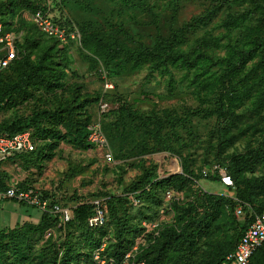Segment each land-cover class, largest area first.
Here are the masks:
<instances>
[{"label": "rangeland", "instance_id": "1", "mask_svg": "<svg viewBox=\"0 0 264 264\" xmlns=\"http://www.w3.org/2000/svg\"><path fill=\"white\" fill-rule=\"evenodd\" d=\"M39 1L0 0L19 36L0 76V132L25 129L34 148L3 180L60 203L102 198L112 264H224L264 210V0ZM39 10L62 37L36 23ZM93 123L115 161L88 145ZM143 175L164 182L135 203ZM0 227V264L90 262L80 223L5 201Z\"/></svg>", "mask_w": 264, "mask_h": 264}, {"label": "built area", "instance_id": "2", "mask_svg": "<svg viewBox=\"0 0 264 264\" xmlns=\"http://www.w3.org/2000/svg\"><path fill=\"white\" fill-rule=\"evenodd\" d=\"M35 16L36 23L45 32L53 35H62V32L56 29L53 21L49 16L43 13V11L39 10ZM18 38L19 36L17 33L14 30L6 29L4 23L0 20V72L15 58ZM108 86H110V84H108ZM88 130V141L96 148H99L106 153V162L110 163L115 161L113 153L109 152V141L102 126L98 123H93L88 126ZM33 150L31 134L27 130L17 133L4 131L0 134V211L2 209V204L5 201L24 202L30 206L37 207L42 210L43 213L59 216L64 223L71 221L74 218L73 208L63 206L59 203H51L50 199L45 197L40 190L23 188L8 183L5 184L3 181L2 170L4 164L18 155L30 153ZM212 172L219 175L220 181L224 186H234V180L226 170L218 169V166H216ZM167 196L171 198L172 192L167 191ZM90 203L93 205V213L87 219V225L90 228L102 229L109 221L104 200L102 198H96L90 201ZM237 212L242 215L243 209L239 208ZM1 230L2 228L0 227V231ZM263 246L264 211L254 217L253 221L248 225L247 229L239 239L235 248L226 256L224 264H252L251 259L253 255ZM105 247L106 242L93 252L90 264H112L114 262L113 259L103 254ZM136 248H138V246ZM129 258L130 254H127L124 259L125 264H127Z\"/></svg>", "mask_w": 264, "mask_h": 264}, {"label": "trees", "instance_id": "3", "mask_svg": "<svg viewBox=\"0 0 264 264\" xmlns=\"http://www.w3.org/2000/svg\"><path fill=\"white\" fill-rule=\"evenodd\" d=\"M27 2L31 6L35 7V9L38 8V6H40L39 5L40 1L27 0ZM1 12H2V9H1V6H0V20L4 23L6 29L13 30L12 28H10L3 21ZM203 18L204 17H202L201 20H203ZM198 23H199V20L197 19V20L192 22V25H197ZM254 50H255V48H251L248 51V54H250ZM242 68H243V60H239L237 62H234V64L231 67H229L228 71L231 72L232 74H235L236 72H239ZM4 71L5 70H2L0 72V76L2 75V73ZM4 131H8L10 133H17V132L25 131V129L24 130H18V131L3 130L2 132H4ZM2 132H0V134ZM88 136H89V130L87 129V136H86L87 143H88V145L91 148H95L96 149V147L88 141ZM32 152H30V153H32ZM30 153H24V154H21V155H18V156L29 155ZM228 174L231 175L230 172H228ZM231 177L233 178L232 175H231ZM154 178H155V176L146 177L145 175H143L140 179H138L133 184L132 189L139 192V193H135L134 194L133 199H132L133 202L136 203V201H138L140 203L141 202L140 201L141 198H143L144 196H150L152 193H154L156 191L157 187L162 183V181L164 182V180H162V179L158 180V179H154ZM213 178L215 180H217V179L220 180V177H219L218 174H215V176H213ZM2 179H3V177H2ZM5 184H6V182H5ZM23 188H29V187H23ZM37 190H40L44 194L45 197H48L46 192L42 191L41 189H37ZM48 198L50 199V197H48ZM98 198H100V197H98ZM135 198H136V201H135ZM94 199H96V198H94ZM50 202L51 203H59V204H62L63 206H68V207L73 208L74 218L71 221L66 222L65 224H69V226H71V225H73L75 223H80L81 225H83V228H84L85 232L90 234V238L88 239V241H90V250H89L90 262H89V264L91 263L93 252L96 249H98L104 242H106V247H105V250H104L103 254L113 259V257H112L113 256L112 254H113V251H114L113 245L115 243L113 241V239L115 240L116 234H111L110 233V228H111V224H112V222L110 220V217H109V221H108L107 225L105 227H103L102 229H100V228L99 229L98 228L97 229L96 228H90L87 225V219L93 213V205L90 202H86L85 201V202H79L77 204H68V203H60L58 201H52L51 199H50ZM139 203H137V204H139ZM263 211L264 210H262L261 212H263ZM107 212H108V210H107ZM44 216L46 218H48V219H54V220H56L57 218H60L59 216H55V215H52V214H49V213H44ZM253 219H254V217H251L248 221L244 222L243 229H242V232H241L239 238L237 239L235 244L232 246V248L225 254L224 261L226 259V256L228 255V253L235 248V246L238 243L239 239L243 235L244 231L247 229L248 225L253 221ZM2 232H3V228L0 231V242H1V233ZM115 258H118V257L115 256ZM251 262H252V264H264V246L261 247L253 255V257L251 259Z\"/></svg>", "mask_w": 264, "mask_h": 264}]
</instances>
